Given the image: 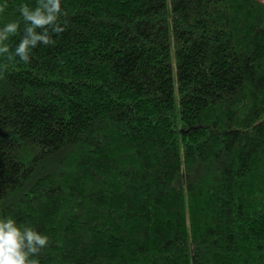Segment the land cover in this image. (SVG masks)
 I'll list each match as a JSON object with an SVG mask.
<instances>
[{"label":"trees","instance_id":"16d2710c","mask_svg":"<svg viewBox=\"0 0 264 264\" xmlns=\"http://www.w3.org/2000/svg\"><path fill=\"white\" fill-rule=\"evenodd\" d=\"M62 7L55 46L0 58V217L39 264H264V2Z\"/></svg>","mask_w":264,"mask_h":264},{"label":"clouds","instance_id":"9594fccd","mask_svg":"<svg viewBox=\"0 0 264 264\" xmlns=\"http://www.w3.org/2000/svg\"><path fill=\"white\" fill-rule=\"evenodd\" d=\"M8 7L7 0L0 4V13ZM19 19L0 27V58L10 62H31V53L38 44L55 46L53 34L59 35L68 24L67 11L62 0H36L34 7L21 4ZM64 17L63 26L61 18ZM20 34L19 43L12 50L6 43L11 36ZM18 58V59H17ZM8 63L0 64V79L8 70ZM50 244V238L30 226H19L10 216L0 217V264H39L38 257Z\"/></svg>","mask_w":264,"mask_h":264},{"label":"rangeland","instance_id":"374dc122","mask_svg":"<svg viewBox=\"0 0 264 264\" xmlns=\"http://www.w3.org/2000/svg\"><path fill=\"white\" fill-rule=\"evenodd\" d=\"M262 2H264V0H261Z\"/></svg>","mask_w":264,"mask_h":264}]
</instances>
